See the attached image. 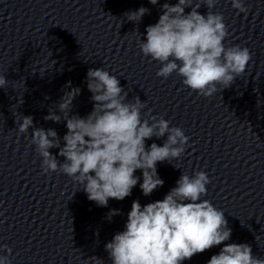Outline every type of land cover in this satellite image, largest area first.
Masks as SVG:
<instances>
[{
	"label": "clouds",
	"instance_id": "clouds-1",
	"mask_svg": "<svg viewBox=\"0 0 264 264\" xmlns=\"http://www.w3.org/2000/svg\"><path fill=\"white\" fill-rule=\"evenodd\" d=\"M149 3L156 5L158 0ZM217 3L203 0L208 8L206 15L198 12L201 4L192 6L190 0H178L174 6L165 3L158 22L147 26L146 40L139 43L144 56L161 63L157 76L166 79L176 72L185 86L205 97L230 87L252 60L247 47H225L228 31L224 17L211 11ZM231 5L239 12L248 11L243 0H231ZM190 6L186 14L185 8ZM148 12L140 7L125 15L128 21L139 23ZM6 86V78L0 75V88ZM87 88L92 93L93 110L86 117H69L79 88L65 92L57 105L66 120L63 147L54 129L33 127L32 116L22 117L19 133L33 128L31 143L42 157L43 171L62 172L72 178L98 206L107 207L110 198L123 200L131 195L140 179L135 175L137 170L142 171V193L149 196L164 184L157 163L179 159L189 138L181 128L170 127L163 117L150 116L151 123L142 120L144 103L139 97L126 102L127 92L120 81L103 68L88 70ZM44 119L59 123L61 115L50 111ZM166 134L163 146L153 142L146 148V140ZM52 148H59L62 163L49 151ZM209 183L203 171L192 177L183 173L163 200L143 206L133 201L125 230L116 233L105 246L111 264H182L228 241L232 230L224 212L210 201L201 200ZM116 214L117 210H112L109 219ZM0 264H10L8 256L0 255ZM208 264H264V258L253 256L246 243H228L211 256Z\"/></svg>",
	"mask_w": 264,
	"mask_h": 264
}]
</instances>
